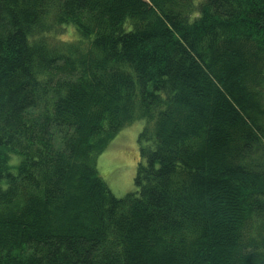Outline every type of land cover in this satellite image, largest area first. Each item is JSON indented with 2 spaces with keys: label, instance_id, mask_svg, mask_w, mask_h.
I'll use <instances>...</instances> for the list:
<instances>
[{
  "label": "trees",
  "instance_id": "1",
  "mask_svg": "<svg viewBox=\"0 0 264 264\" xmlns=\"http://www.w3.org/2000/svg\"><path fill=\"white\" fill-rule=\"evenodd\" d=\"M0 264H264V0H0Z\"/></svg>",
  "mask_w": 264,
  "mask_h": 264
},
{
  "label": "rangeland",
  "instance_id": "2",
  "mask_svg": "<svg viewBox=\"0 0 264 264\" xmlns=\"http://www.w3.org/2000/svg\"><path fill=\"white\" fill-rule=\"evenodd\" d=\"M59 37L67 42L79 39L77 31L72 26L66 28ZM144 126V121H137L125 127L97 158L96 168L99 176L119 198L138 190L135 177L141 161L139 135Z\"/></svg>",
  "mask_w": 264,
  "mask_h": 264
}]
</instances>
